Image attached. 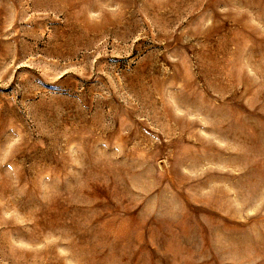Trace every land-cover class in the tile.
Segmentation results:
<instances>
[{
    "label": "rangeland",
    "instance_id": "rangeland-1",
    "mask_svg": "<svg viewBox=\"0 0 264 264\" xmlns=\"http://www.w3.org/2000/svg\"><path fill=\"white\" fill-rule=\"evenodd\" d=\"M0 264H264V0H0Z\"/></svg>",
    "mask_w": 264,
    "mask_h": 264
}]
</instances>
